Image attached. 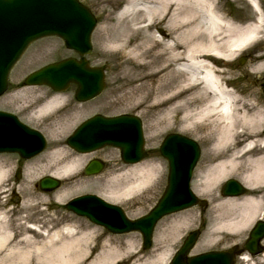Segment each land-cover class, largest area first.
<instances>
[{"label": "bare ground", "instance_id": "1", "mask_svg": "<svg viewBox=\"0 0 264 264\" xmlns=\"http://www.w3.org/2000/svg\"><path fill=\"white\" fill-rule=\"evenodd\" d=\"M100 1L104 4L98 11L114 18L99 29L98 35L100 51L116 54L118 60L113 66L117 68L116 78L122 83L115 90V102L126 103L127 107H144L145 114L160 110L161 116L150 124L151 138L160 134L164 123H171L178 116L186 128L204 126L211 130L217 127L218 132L211 142L212 157L202 183L196 186L198 193L219 187L220 182L234 175L229 170L243 167L238 177L247 188L244 195L224 197L208 193L210 233L225 242L240 243L239 234L247 231L264 209V135L260 131L264 125V97L256 89L257 98L250 106L238 107L241 99L224 85L225 78L221 74L225 70L216 65L262 40L264 21L259 1L247 0L258 15L255 22L250 23L245 22L246 18L229 14L219 0ZM110 1H126V5L123 8L109 6L106 2ZM158 26L164 31L155 34L152 30ZM261 57L264 54L257 58L259 73L256 75L261 74L262 79L264 61ZM38 96L39 93L33 96L37 104L41 103L35 108L38 115L51 114L65 98L62 93ZM236 118H239L238 124ZM241 124L242 133L235 131ZM65 152L62 148L52 151L54 159L42 165L46 168L44 171L57 167L59 161L55 154L63 156ZM2 156L6 155L0 156V185L8 171ZM80 161L81 157L70 155L61 167L50 172L65 177ZM123 167L130 168L120 166L112 170L118 172ZM131 167L137 176L123 190V195L144 192L151 180L160 179V165L154 161ZM188 212L195 214L193 209ZM174 225L170 226V231L177 229ZM42 228L44 231L30 225L18 233L12 229L5 212L0 211V264H147L148 260L151 264H166L169 259L164 247L154 248L152 257L147 258L145 253L134 249L125 252L134 243L128 237L132 233L126 234L125 239L106 236L104 231L94 236L98 227H82V223L75 220L57 229ZM163 231L171 234L168 229ZM163 231L157 240L164 237ZM240 258L241 264H264V251L255 255L244 250Z\"/></svg>", "mask_w": 264, "mask_h": 264}, {"label": "rangeland", "instance_id": "2", "mask_svg": "<svg viewBox=\"0 0 264 264\" xmlns=\"http://www.w3.org/2000/svg\"><path fill=\"white\" fill-rule=\"evenodd\" d=\"M81 1L92 10L99 20V24L92 37L94 50L90 55H88V59L90 60V64L92 66H100L105 70L106 88L104 92L94 100L83 104H71L68 105V108L64 109L65 106H67V102L73 103L74 99L73 92L65 91L62 92L65 97L63 99L64 103L51 114L38 115L35 113L36 106L41 103L37 104L36 100L33 99V96L38 93L40 96L49 94L48 88L45 86L20 87L19 84L23 81L22 79L25 78V76H27L31 71L42 65L60 58L75 55L73 51L65 46L59 37L52 36L40 39L31 45L29 50L17 63L10 75V90L5 95L0 97V109L14 112L20 115L24 121L42 129L46 134L49 143L44 154L37 157L35 162H32V166H30L29 169H27L28 167L26 169L23 168V173L18 179L11 171L12 166L16 164V156L6 155L1 157V159L5 162L4 167L8 169V171L2 179L0 185V211L5 212L6 217H8L11 222L12 229H15L18 233L24 232L23 230L30 225H36L40 230L44 231L42 227L57 229L67 223H73L74 220L76 223H82V227L93 225V223H91L86 217L77 215L76 213L68 210L65 206L66 202L72 197L88 192H95L109 201L122 205L130 217H137L147 213L150 208L154 206L167 184L168 162L161 155L159 146L162 138L169 132L178 131L187 134L198 140L202 147V156L195 170L194 180L192 183L195 191L197 184L199 185L203 181L206 167L213 154L211 150V142L213 137L218 132L217 127L211 130L205 128L204 126L186 128V124L178 116V118L171 123H164L163 126H165L162 128L160 134L155 138H151L150 124L155 120H158L159 116H161V111L154 110L145 114L143 111L144 107H127L128 104L126 103L115 102V90L122 83L121 80L116 78L117 76H115V74L117 68L113 66V64L118 60L116 59V54L102 53L100 51L98 35L99 29L104 27L106 24L111 23L109 22L111 21L110 19L114 21V18L109 17L106 14H101L98 11L97 8L104 4V2H101L100 0H96L94 2H92V0ZM219 1L220 4L224 6L223 9L225 11H228V13L232 16L246 18V23L255 22L257 19L258 15L255 8L247 0ZM124 2L126 1H110L106 2V4L109 6L116 5L121 7ZM152 31L155 34H160L164 30L161 26H158ZM261 35L264 36V30ZM242 53H247L249 55H247L248 58L245 63L240 65L238 60ZM262 54H264V37L262 40L257 41L254 45H249L243 50H240L236 53L234 58L229 60L224 59V62L222 60V62L220 61L219 64L216 65V68L225 70V73H220L221 76H224L225 78L223 79V82H227V87L236 94L240 95V98L242 97L241 100L243 101V105H246V107H249L250 103L257 98V93L254 95V91L256 89L255 87L251 93H248L246 89H250L248 86H253L251 85L253 84V80L255 78L253 75L259 73V71H257V67L259 65L257 58H259ZM260 60L264 61V57H261ZM148 81H150V78H148ZM40 96L38 97L40 98ZM95 113H102L105 115L132 113L138 115L142 119L146 148L149 151V155L148 158L141 163L154 161L160 165L161 169L160 179L155 178L151 180L144 192H140L138 194L134 192L130 195L122 194L123 190L136 178L137 174L131 170L132 167H123L118 170V172H114L112 170V168L114 169L118 166L115 164L116 159L118 163L120 162L123 164L116 148L109 146L94 153L84 154L75 151L66 142L67 136L71 134L74 128L82 120ZM56 148H62L66 151L63 153V156L66 154L65 157L57 153L55 154L56 159L59 161L57 164L58 168L61 167L64 160L69 159L70 155L71 157H81V161L68 175L60 177L63 181L60 188L53 192H44L38 186L39 179L42 176L51 173L50 171H55L57 167L52 166V168H47L50 169V171H44L46 168L42 165L47 164L49 161H53L54 156H52V151ZM95 156L102 157L106 160V168L97 176H87L84 174V167L86 163ZM242 170L243 167L229 171L234 174L233 176H241ZM227 178L220 182V185L217 188L204 190L202 194L197 191L196 192L198 195L200 194L201 197L209 199L208 195L210 194L208 193L220 194V186ZM113 196H116L119 201ZM190 209H193L195 213L194 215L188 214ZM183 211L185 212L180 211L167 215L158 222L153 237V248L147 251L145 256L146 258L149 256L152 257L154 254L153 249L158 247H164L167 249L170 258L174 249L179 244L180 238L186 235L190 230L197 228L200 224H203L202 227L204 228L199 240L201 241L199 249L216 247L222 243H230L225 242L223 239H219V236L214 237V235L210 233V229L212 228V224L210 222V208L202 209L197 206ZM263 212L264 209L260 211V215L256 217L255 221L247 231L239 234L238 239L241 240L240 242L248 236L250 229ZM67 219H72V221ZM173 224H175L174 226H177V229L174 230V232L170 231V226ZM166 229H168L171 234H169L168 231L164 233L163 230ZM161 230L164 233V237L157 240V236ZM100 232L101 230L98 228L93 235L97 236L96 234ZM121 237L124 238L122 235L116 238ZM128 237L133 239L134 243L127 247L125 249L126 251L124 250L125 252H127V250L130 251V249H137L141 241L139 233H132L131 235H128ZM122 243L124 244L122 246L125 247V243ZM262 244L264 245L263 241ZM241 261V258H238L236 260V264H241ZM147 264H151L149 260ZM157 264L163 263L159 262Z\"/></svg>", "mask_w": 264, "mask_h": 264}, {"label": "water", "instance_id": "3", "mask_svg": "<svg viewBox=\"0 0 264 264\" xmlns=\"http://www.w3.org/2000/svg\"><path fill=\"white\" fill-rule=\"evenodd\" d=\"M96 19L90 10L78 0H0V95L8 88L11 68L34 40L46 35H60L69 48L81 54L92 52L91 33ZM244 57L240 60L244 63ZM79 84L77 97L88 100L105 88L102 68L91 67L85 57L67 58L48 64L29 74L27 84H47L56 90L66 89L71 82ZM78 151L86 152L105 145L121 148L126 162H138L147 156L141 120L134 115L116 117L95 116L83 123L68 139ZM46 139L39 131L24 125L15 115L0 111V152H19L30 158L42 151ZM162 154L169 160L168 186L162 198L151 212L140 219H129L124 210L108 203L94 194H84L69 201L68 208L105 225L113 232L140 230L144 234L145 247L152 245V233L157 221L164 215L195 204H202L190 188L194 166L199 156L198 144L181 134L171 133L161 145ZM103 162L94 159L86 166L87 174L103 170ZM40 188L53 191L60 187L61 180L44 176ZM246 189L235 180H228L223 193H244ZM198 231L190 234L183 249L175 255L185 253L196 241ZM264 237V221L258 222L247 241V248L254 254L263 251L260 240ZM226 264H233L234 252H226ZM183 264V263H182ZM184 264H225L219 257L207 253L192 258Z\"/></svg>", "mask_w": 264, "mask_h": 264}, {"label": "flooded vegetation", "instance_id": "4", "mask_svg": "<svg viewBox=\"0 0 264 264\" xmlns=\"http://www.w3.org/2000/svg\"><path fill=\"white\" fill-rule=\"evenodd\" d=\"M264 75V74H263ZM260 76H261V74H259V75H255V79L253 80V84H251V85H253V86H248V87H250V89H246L247 90V92L248 93H251V92H253V87L255 86L257 89H258V91L263 95V97H264V90L262 89V82L264 83V77L261 79L260 78ZM264 85V84H263ZM73 86H75V85H73ZM73 104H76V102H73ZM77 104H82V103H77ZM260 131L262 132V135H264V125L261 127V129H260ZM17 158H16V165H15V167L18 169V168H22V167H24V166H26V164L28 163V161H26L25 159H23V158H21L20 156H18V155H15ZM109 164V163H108ZM115 164H118V162H116ZM106 165H107V163H106ZM119 166H117V167H115V169L116 168H118ZM112 236H114V235H112ZM227 246V244H221V245H219L218 247H217V249H221V248H224V247H226ZM140 251L141 252H143V253H146L147 252V250H144V249H141L140 248ZM200 252H202L200 249H198L197 248V245L194 247V249H193V251L190 253L191 255H196V254H198V253H200ZM185 259L186 260H188L189 259V255H186L185 256Z\"/></svg>", "mask_w": 264, "mask_h": 264}]
</instances>
